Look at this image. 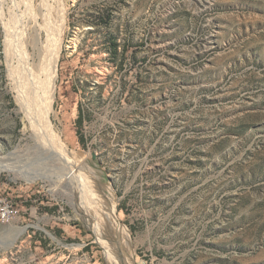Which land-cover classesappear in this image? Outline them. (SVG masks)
Returning <instances> with one entry per match:
<instances>
[{
  "label": "rangeland",
  "instance_id": "1",
  "mask_svg": "<svg viewBox=\"0 0 264 264\" xmlns=\"http://www.w3.org/2000/svg\"><path fill=\"white\" fill-rule=\"evenodd\" d=\"M6 4L0 160L40 179L0 172L19 211L0 264H264V0ZM35 5L50 26L63 12L40 134L5 59L20 40L4 41Z\"/></svg>",
  "mask_w": 264,
  "mask_h": 264
},
{
  "label": "bare ground",
  "instance_id": "2",
  "mask_svg": "<svg viewBox=\"0 0 264 264\" xmlns=\"http://www.w3.org/2000/svg\"><path fill=\"white\" fill-rule=\"evenodd\" d=\"M0 1V11L2 12L7 9V4L6 0ZM15 7H18V10H20L17 2H15ZM35 7L34 9L26 10L23 15L17 14L15 21L13 19L11 22L10 18L6 22L4 21V41L6 42L12 37L20 40L18 46L20 55L17 58V64L14 65L7 51H5V59L9 73H20L15 85L19 97L18 104L20 110L24 112L25 118L30 123L29 125L37 127L39 130L36 131L40 134L41 131L46 132L47 129L48 131L50 129L49 114L54 101L56 64L61 47L63 12H58L59 20L53 19V25L50 26L49 22L52 14L41 11V6L35 5ZM13 23L16 28L13 26ZM37 73L43 74L44 79H41ZM10 80L12 81V79ZM7 168H10L17 177L22 178L28 185H32L40 179L27 170L16 168L14 163L0 160V172ZM73 177L74 175L70 176L69 181H73ZM25 230L26 227L17 229L16 231H20L22 234ZM13 243L11 241L9 247Z\"/></svg>",
  "mask_w": 264,
  "mask_h": 264
},
{
  "label": "built area",
  "instance_id": "3",
  "mask_svg": "<svg viewBox=\"0 0 264 264\" xmlns=\"http://www.w3.org/2000/svg\"><path fill=\"white\" fill-rule=\"evenodd\" d=\"M19 211L17 207L7 198L0 196V224H7L12 221Z\"/></svg>",
  "mask_w": 264,
  "mask_h": 264
}]
</instances>
